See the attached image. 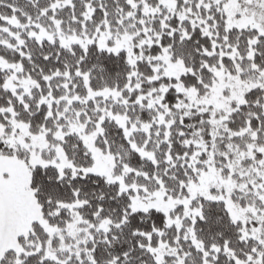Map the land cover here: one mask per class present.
I'll list each match as a JSON object with an SVG mask.
<instances>
[{"label": "snow or ice", "instance_id": "1", "mask_svg": "<svg viewBox=\"0 0 264 264\" xmlns=\"http://www.w3.org/2000/svg\"><path fill=\"white\" fill-rule=\"evenodd\" d=\"M0 264H264V0H0Z\"/></svg>", "mask_w": 264, "mask_h": 264}]
</instances>
